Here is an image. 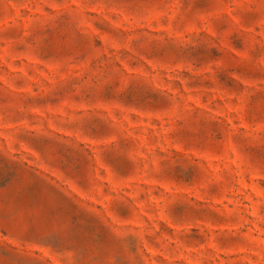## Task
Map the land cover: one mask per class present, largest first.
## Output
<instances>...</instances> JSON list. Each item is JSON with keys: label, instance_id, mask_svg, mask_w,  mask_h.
<instances>
[{"label": "rangeland", "instance_id": "rangeland-1", "mask_svg": "<svg viewBox=\"0 0 264 264\" xmlns=\"http://www.w3.org/2000/svg\"><path fill=\"white\" fill-rule=\"evenodd\" d=\"M0 264H264V0H0Z\"/></svg>", "mask_w": 264, "mask_h": 264}]
</instances>
